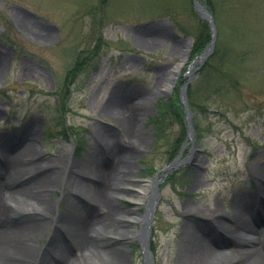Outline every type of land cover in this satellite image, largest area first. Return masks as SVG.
Listing matches in <instances>:
<instances>
[{
    "label": "rangeland",
    "instance_id": "374dc122",
    "mask_svg": "<svg viewBox=\"0 0 264 264\" xmlns=\"http://www.w3.org/2000/svg\"><path fill=\"white\" fill-rule=\"evenodd\" d=\"M197 1L211 7L216 31L201 64L190 58L202 20L192 0H0V142L13 160L20 149L33 147L21 163L45 161L62 173L66 168L65 176L73 165L85 176L92 163L106 176L114 170L124 178L106 182L113 193L155 180L146 253L137 237L123 241L105 231L93 241L96 251L116 245L128 264H176L184 222L221 245L228 229L203 216L189 218L182 207L207 215L217 205L227 222L236 197L254 203L260 190L255 174L264 175V0ZM76 57L90 62L68 84ZM178 65L173 88L187 83L192 133L185 114L181 124L167 121L157 130L150 121L158 118V101L174 90L166 95L162 85ZM65 178L49 182V201L57 216L68 218L74 212L63 199ZM84 185L92 190L93 180ZM109 204L122 213L132 205L121 198ZM146 205L139 203L136 212L143 214ZM82 215L90 219L95 211L86 207ZM259 217L264 215L251 222L258 233L264 229ZM32 219L26 213L6 223ZM114 226L118 233L140 228L128 219ZM37 238L34 250L69 242L53 228ZM230 241L225 248L236 249ZM67 251L69 257L82 255L76 246Z\"/></svg>",
    "mask_w": 264,
    "mask_h": 264
},
{
    "label": "bare ground",
    "instance_id": "6f19581e",
    "mask_svg": "<svg viewBox=\"0 0 264 264\" xmlns=\"http://www.w3.org/2000/svg\"><path fill=\"white\" fill-rule=\"evenodd\" d=\"M178 67L179 65L164 80L163 93L169 87ZM137 107L134 106L133 108L137 109ZM124 128L125 130L128 128V121H125ZM26 145L28 144H25V147ZM22 146L21 148H24ZM29 149L27 152L20 149L19 152L15 153L17 159L13 160L8 147L5 146L4 148L0 142V264H94L95 262H99V264H128L124 260L123 252H119L120 248L116 245L111 244V248L106 252L99 251V249L98 251L95 250L93 241L105 231L114 235L115 239L123 241L137 237L144 253H146L149 234L147 224L152 206L157 198L155 180L139 181L137 185L133 186L138 191L113 193L106 188V182L111 185L112 181L119 180L120 182V179L124 178L123 176H116L114 170L106 176L105 172L97 167V163H92L91 168L86 169L87 174L90 175L85 176V174L80 175L78 171L83 168L75 169L73 165L70 172H67V176H65L66 168L65 172L62 173V171L57 170L56 166L45 161L30 165L21 163L20 159L36 151L33 147ZM70 174L73 175L70 176ZM26 175L30 176L25 177L24 181L19 183L18 181ZM62 177H66L63 199L68 204V210L74 212V215L68 218L63 215L57 216L52 210L53 203L49 201V190H52L54 186L49 182L55 180V183H58ZM255 178L260 190L255 194L254 203L249 204L251 201L245 202L240 197H236L233 216L227 222L222 219L220 208L217 205L213 209L207 208V215L201 214L204 211L202 208L194 211L182 207L184 209L182 213L190 215L189 218L194 215L203 216L214 227L221 230L228 229V238L232 241L235 240L234 242L238 247L226 249V244L223 243L228 238H222L224 241L219 245L215 241L216 239L208 233L205 235L198 234L189 222H184L180 236L183 242L175 260L176 264H264V229L258 233L255 228L256 224L253 226L251 223L255 216L264 215V175L257 173ZM92 180L93 187L90 193L89 188L84 185V181L92 182ZM111 198L129 200L132 203L130 212L122 213L112 209L109 204ZM145 201H147L145 212L143 214L137 213L138 204ZM93 202L94 207L91 206ZM86 207L95 211V215L90 219L82 215V209ZM247 211H249V217L246 215ZM26 213L31 214L35 219L26 223L7 226L8 217ZM127 219L135 220L140 228L131 227L130 230L126 229L118 233L114 224L117 221L121 223ZM259 220L263 224L264 217H259ZM48 228H53L56 235L68 236V244L62 245L60 242L54 241L52 246L34 250L31 243L37 241L38 234ZM88 237L94 238L90 240ZM246 238L255 241L249 242L251 245H247ZM212 241L214 242L212 243ZM73 246L82 252L81 257L68 256L70 252L67 249ZM50 257L55 260L52 261ZM146 260L149 263L150 258L147 257Z\"/></svg>",
    "mask_w": 264,
    "mask_h": 264
},
{
    "label": "trees",
    "instance_id": "16d2710c",
    "mask_svg": "<svg viewBox=\"0 0 264 264\" xmlns=\"http://www.w3.org/2000/svg\"><path fill=\"white\" fill-rule=\"evenodd\" d=\"M206 5V8L212 12L211 7L204 3ZM210 41V30L208 25L203 22L202 20H198L197 22V35L195 36L194 43L192 46V50L190 53L191 60L197 58L200 56L204 50V47L206 44ZM93 55V54H92ZM89 58L90 57H76L74 65L67 71L66 73V82L68 84H73L77 80L78 75L86 70V67L89 64ZM209 64H206L204 67L207 68ZM191 90H188V100H190V92ZM189 104H192L191 102ZM158 118L157 119H150L152 121V124H154L155 130L158 129V127L163 124V122L167 121H175L178 124L182 123V120L184 119V112L183 107L179 101V90L177 87L174 88L172 93L170 94V97L168 99H163L158 101ZM191 106V105H190Z\"/></svg>",
    "mask_w": 264,
    "mask_h": 264
},
{
    "label": "water",
    "instance_id": "95a60500",
    "mask_svg": "<svg viewBox=\"0 0 264 264\" xmlns=\"http://www.w3.org/2000/svg\"><path fill=\"white\" fill-rule=\"evenodd\" d=\"M192 7L193 10L199 15V17L204 20L209 27L210 30V42L209 45L206 47L205 51L202 53V55L198 58V63L201 64L202 61L208 56V54L211 52L213 45H214V41H215V27H214V22H213V18L211 13L206 9V7L204 5H202L199 1L197 0H192ZM175 77V78H174ZM172 79H171V83L169 85V87L164 90V94L168 95V93L172 90L175 80H176V74ZM186 88H187V83L185 85H183L180 88V102L182 104V106L184 107V111L186 114V122L189 128V131H191V115L190 112L188 110V103H187V97H186ZM148 226V224H147Z\"/></svg>",
    "mask_w": 264,
    "mask_h": 264
}]
</instances>
